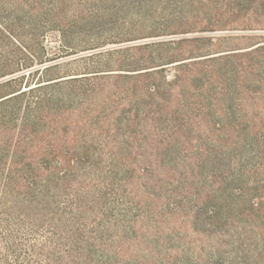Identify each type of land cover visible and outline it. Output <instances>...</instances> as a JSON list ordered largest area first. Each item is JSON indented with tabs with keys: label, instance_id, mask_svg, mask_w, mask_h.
<instances>
[{
	"label": "rangeland",
	"instance_id": "rangeland-1",
	"mask_svg": "<svg viewBox=\"0 0 264 264\" xmlns=\"http://www.w3.org/2000/svg\"><path fill=\"white\" fill-rule=\"evenodd\" d=\"M144 3L139 11L132 0L105 5L101 0H0V84L55 65L16 89L42 78L89 77L78 86L81 95L88 92L65 101L61 116L23 132L20 115L0 137L9 141L0 160V182L43 178L44 163L55 174L74 173L67 184L52 187L61 206L54 218L66 234L57 241L60 264H241L238 247L221 243L205 227V217L196 216L204 198L213 195L206 177L214 170L208 152L230 166L235 148L229 138L236 137L239 124L264 136V56L254 75L246 77L237 66L227 86H217L216 98V88L204 87V98L212 101L203 103V113L187 106L198 99L195 86L173 84L166 85L167 104L150 101L162 115L148 118L146 89L140 79L126 75L138 73L128 72L136 70L135 61L222 55L264 45V0ZM176 74V67H169L157 78L174 81ZM145 134L151 136L141 142ZM84 148L94 159L69 168L75 158L70 155ZM185 149L200 153L184 161ZM77 193L81 205L73 202L66 214L62 209Z\"/></svg>",
	"mask_w": 264,
	"mask_h": 264
},
{
	"label": "trees",
	"instance_id": "trees-1",
	"mask_svg": "<svg viewBox=\"0 0 264 264\" xmlns=\"http://www.w3.org/2000/svg\"><path fill=\"white\" fill-rule=\"evenodd\" d=\"M101 1L105 5V3L116 4L117 2L127 4L129 0ZM144 1L132 0L139 11L145 6ZM247 1L233 0L241 4ZM177 4L182 5L183 1ZM198 40L211 42L212 39ZM146 46L149 47L148 44L144 45ZM263 47V44H257L251 50L238 53L218 55L202 52L198 56L188 58L177 57L167 60L163 58L166 56H159L135 61L131 65L136 70L128 72L138 73L126 76L140 79V85L146 89L145 114L148 118L155 119L157 115H162L161 110L156 111L150 101L158 98L163 105L167 104V100L163 98L167 93L166 85L173 84L195 86V97L198 99L192 103L189 101L187 106L192 108L195 106V112H202L203 103L212 101L206 99L209 95L204 98V87L216 88V92L212 94V97L216 98L219 95L218 88L227 86L229 80L236 74L237 66L246 77L249 74L254 75L258 69L259 60L264 56ZM57 66L35 68L29 73H22L15 79L0 84V137L9 134L20 115V126L23 132H32L41 122L61 116L64 113L61 111L62 105L65 101L72 102V96L73 98L84 97L88 91L81 95L83 87L78 86H83L81 83L89 77L42 78L35 86H28L23 90L16 89V84L23 82L26 78L34 80L39 74L43 76ZM169 67H176L177 74L174 81L169 80L166 75L160 79L157 78V75L163 74ZM63 89L70 91L68 95L62 93ZM209 92L211 94V89ZM126 121L132 122L131 118H127ZM240 126L239 124V130L235 133L236 137L229 138L232 142L230 145L235 148L230 166H222L218 161L219 157L208 152V156L212 158L214 170L206 177L207 180H211L213 195L204 198L200 211L197 210L196 220H200L203 215L204 225L209 229L210 234L217 237L221 243L238 247L237 249L244 255L241 264H264V178L262 177L264 136L258 137L257 134L245 132L247 126L241 128ZM150 136V134L143 135L141 142L148 141ZM185 139L187 140L186 136ZM151 141L154 142L152 138ZM8 142L0 138V160L7 152ZM198 148L201 152L202 148ZM248 149L250 153L245 156ZM200 152L192 153L189 149H185L183 160L191 158V153L194 156ZM70 157L75 158L68 163L69 168H72L73 164L85 167L94 159L93 152L88 148L80 152L75 151ZM198 165L201 168L202 165L199 162ZM41 166L45 172L43 178L19 181L21 184L12 179L4 183L0 182V264H60L62 260L57 241L66 239V234L58 231L59 220L54 218L61 206L57 204V197L52 187L56 182L67 184L74 177V173L68 170L55 174L50 164L44 163ZM227 166L229 168H226ZM73 202L74 205H81L78 193L77 197L69 202V206L62 209L66 210V214H71L67 213V208L70 211ZM31 214L34 215L33 219ZM64 229L67 230V228ZM40 237H43L42 240H39ZM53 245L57 246L54 248L55 251L46 252Z\"/></svg>",
	"mask_w": 264,
	"mask_h": 264
}]
</instances>
